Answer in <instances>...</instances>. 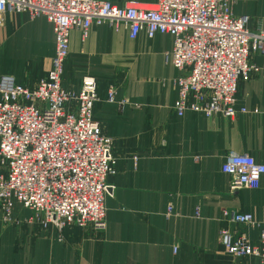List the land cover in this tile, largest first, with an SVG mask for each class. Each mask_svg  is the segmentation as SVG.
Returning a JSON list of instances; mask_svg holds the SVG:
<instances>
[{"label":"crops","instance_id":"obj_1","mask_svg":"<svg viewBox=\"0 0 264 264\" xmlns=\"http://www.w3.org/2000/svg\"><path fill=\"white\" fill-rule=\"evenodd\" d=\"M109 1L157 6V0ZM230 1L234 15H247L253 30L264 29V0ZM173 44L170 34L150 38L141 31L132 38L127 26L108 22L94 23L86 37L71 30L61 85L77 93L84 76L97 77L94 115L112 139L116 172L109 179L105 226H44L16 200L5 220L0 204V264H262L258 256L230 253L221 232L233 238L244 233L261 244L264 175L257 188L233 189L222 166L231 153L264 163V74L240 79L234 117L192 110L180 116L174 105L181 71L167 59ZM56 45L45 15L7 12L0 77L35 87L52 66ZM250 61L264 67V51H253ZM111 88L114 101L108 100ZM6 172L0 162V175ZM232 212L252 213L262 225L235 222Z\"/></svg>","mask_w":264,"mask_h":264},{"label":"built area","instance_id":"obj_2","mask_svg":"<svg viewBox=\"0 0 264 264\" xmlns=\"http://www.w3.org/2000/svg\"><path fill=\"white\" fill-rule=\"evenodd\" d=\"M25 11L53 23L57 45L48 74L35 87L18 84L12 75L0 77V162L7 170L0 175V204L5 220L11 219L16 200L44 226H105V199L116 170L112 139L94 115L98 79L84 76L77 93L61 85L73 28L86 37L94 23L108 22L116 29L127 26L132 38L141 31L150 38L172 35L167 59L181 71L174 105L180 116L192 110L232 118L239 111L240 79L254 71L264 74V67L250 61L253 51H264V29L253 30L247 15H234L230 0H157L155 8L121 7L109 0H0V27L7 12ZM114 99L111 88L108 100ZM222 170L231 176L233 189L257 188L264 163L248 153H231ZM231 219L262 225L252 213L232 212ZM221 242L230 253L258 256L264 264V229L258 246L244 233L233 238L228 230L221 232Z\"/></svg>","mask_w":264,"mask_h":264}]
</instances>
